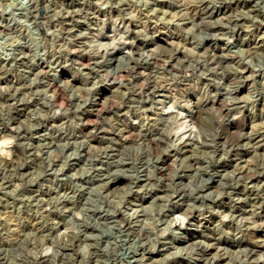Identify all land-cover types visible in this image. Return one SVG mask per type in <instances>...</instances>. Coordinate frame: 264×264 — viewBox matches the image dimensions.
I'll list each match as a JSON object with an SVG mask.
<instances>
[{"label": "clouds", "instance_id": "obj_1", "mask_svg": "<svg viewBox=\"0 0 264 264\" xmlns=\"http://www.w3.org/2000/svg\"><path fill=\"white\" fill-rule=\"evenodd\" d=\"M0 264H264V0H0Z\"/></svg>", "mask_w": 264, "mask_h": 264}]
</instances>
